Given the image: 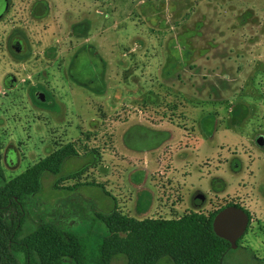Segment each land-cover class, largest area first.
Returning <instances> with one entry per match:
<instances>
[{
	"label": "rangeland",
	"instance_id": "1",
	"mask_svg": "<svg viewBox=\"0 0 264 264\" xmlns=\"http://www.w3.org/2000/svg\"><path fill=\"white\" fill-rule=\"evenodd\" d=\"M25 1L29 57L0 38L4 176L75 153L42 177L23 234L52 222L93 257L97 215L134 218L140 195L138 220L238 203L252 222L222 264H264V0H44L41 20Z\"/></svg>",
	"mask_w": 264,
	"mask_h": 264
},
{
	"label": "trees",
	"instance_id": "2",
	"mask_svg": "<svg viewBox=\"0 0 264 264\" xmlns=\"http://www.w3.org/2000/svg\"><path fill=\"white\" fill-rule=\"evenodd\" d=\"M1 150L0 135V264H112L120 256L127 264H158L163 259L168 264H222L230 249V243L213 230L214 217L225 207L177 219L138 220L117 209L97 215L107 236L93 257L84 239L52 222L40 223L24 235L28 205L41 192L42 177L58 175L75 150L61 148L10 181L4 176Z\"/></svg>",
	"mask_w": 264,
	"mask_h": 264
},
{
	"label": "flooded vegetation",
	"instance_id": "3",
	"mask_svg": "<svg viewBox=\"0 0 264 264\" xmlns=\"http://www.w3.org/2000/svg\"><path fill=\"white\" fill-rule=\"evenodd\" d=\"M25 0H0V26H4L5 30L2 34L0 33V38L5 37V47H6V53L9 54L12 57H15L17 59L23 58V57H29L30 55V46L28 44V38L24 31V29L21 27L22 20L25 16L24 9L26 6ZM49 10V5L44 0H36L32 6V8L28 11L27 15L32 17L34 20H41L43 19ZM16 20L19 23L16 27L13 25L10 28H7L12 21ZM9 84L13 82H17L13 75L9 76ZM264 146V145H263ZM238 208H241L242 210H246L249 217V222L247 226V230L252 222V216L247 210V208H244L242 205L238 203H233ZM246 230V232H247ZM245 232V233H246ZM243 239V236L237 241V245L239 247L240 241ZM231 246V245H230ZM231 249V247H230Z\"/></svg>",
	"mask_w": 264,
	"mask_h": 264
},
{
	"label": "water",
	"instance_id": "4",
	"mask_svg": "<svg viewBox=\"0 0 264 264\" xmlns=\"http://www.w3.org/2000/svg\"><path fill=\"white\" fill-rule=\"evenodd\" d=\"M257 142L263 146V137H259ZM196 198L202 202L205 200L202 194ZM248 222L249 217L244 210L236 206H227L214 217L213 230L218 237L230 243L231 249H236L238 247L237 241L245 234Z\"/></svg>",
	"mask_w": 264,
	"mask_h": 264
},
{
	"label": "crops",
	"instance_id": "5",
	"mask_svg": "<svg viewBox=\"0 0 264 264\" xmlns=\"http://www.w3.org/2000/svg\"><path fill=\"white\" fill-rule=\"evenodd\" d=\"M143 195H140L139 197H138V202H137V208H136V210H137V213H136V217H142L143 215H147V213H149V209H150V207H151V202H149L146 206H143L141 203H142V201H143V197H142ZM139 209L140 210H142L143 212H139ZM132 217V216H131ZM135 216H134V218H136Z\"/></svg>",
	"mask_w": 264,
	"mask_h": 264
}]
</instances>
